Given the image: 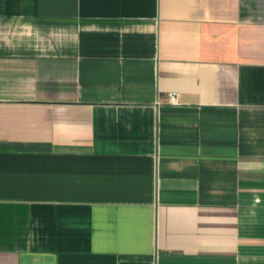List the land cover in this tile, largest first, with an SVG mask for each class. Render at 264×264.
Listing matches in <instances>:
<instances>
[{
	"label": "crops",
	"instance_id": "crops-1",
	"mask_svg": "<svg viewBox=\"0 0 264 264\" xmlns=\"http://www.w3.org/2000/svg\"><path fill=\"white\" fill-rule=\"evenodd\" d=\"M0 264H264V0H0Z\"/></svg>",
	"mask_w": 264,
	"mask_h": 264
},
{
	"label": "built area",
	"instance_id": "built-area-1",
	"mask_svg": "<svg viewBox=\"0 0 264 264\" xmlns=\"http://www.w3.org/2000/svg\"><path fill=\"white\" fill-rule=\"evenodd\" d=\"M171 101H172V102H177V101H178V96L175 95V94H173V95L171 96Z\"/></svg>",
	"mask_w": 264,
	"mask_h": 264
}]
</instances>
